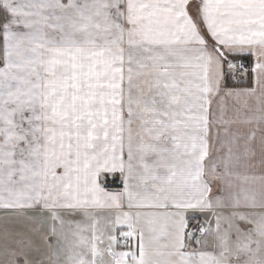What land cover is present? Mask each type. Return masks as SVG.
<instances>
[{
	"label": "snow or ice",
	"instance_id": "obj_1",
	"mask_svg": "<svg viewBox=\"0 0 264 264\" xmlns=\"http://www.w3.org/2000/svg\"><path fill=\"white\" fill-rule=\"evenodd\" d=\"M0 264H264V0H0Z\"/></svg>",
	"mask_w": 264,
	"mask_h": 264
},
{
	"label": "crops",
	"instance_id": "obj_2",
	"mask_svg": "<svg viewBox=\"0 0 264 264\" xmlns=\"http://www.w3.org/2000/svg\"><path fill=\"white\" fill-rule=\"evenodd\" d=\"M233 130H235V129H233ZM256 174H259V172H257Z\"/></svg>",
	"mask_w": 264,
	"mask_h": 264
}]
</instances>
